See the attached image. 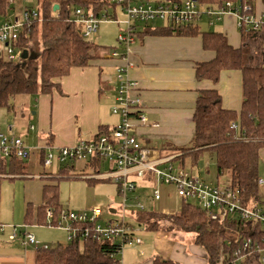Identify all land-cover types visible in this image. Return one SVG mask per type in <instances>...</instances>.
<instances>
[{
    "label": "crops",
    "instance_id": "0c3cea01",
    "mask_svg": "<svg viewBox=\"0 0 264 264\" xmlns=\"http://www.w3.org/2000/svg\"><path fill=\"white\" fill-rule=\"evenodd\" d=\"M109 1L111 10H104V15L117 20L119 11L124 13L122 6L116 0ZM200 7L206 8L203 5ZM254 16L262 23L260 34L264 45V4L260 0H255ZM215 17V22L212 17H208V20H204L205 25L200 27L203 21L201 18L196 24L199 34L191 37L151 35L146 32L161 27L162 24L150 23L148 29L142 24H136L135 39L128 51L123 46L112 50L102 47V59L95 60L84 68L71 69L69 74L59 81L60 91L32 95L33 110L29 109L28 118L24 112L29 102L26 97L30 95L16 98L21 102L18 105V119L15 118L10 127L31 153L22 170L25 174L11 173L9 160L4 164L0 159L5 169L4 172L0 171V226H3L0 231V264H36L37 251L42 246L50 248L60 244L54 234L47 233L40 227L49 226L46 217L45 224L37 223V209L43 203V188L54 184L47 174L57 172L43 168L41 148L45 145L70 146L78 140L91 139L100 129H110L118 124L119 117L111 111L119 87L117 70H123L124 75L135 81L138 86L142 113L146 118V124L137 125L134 130L139 144L154 151L155 158L174 156L177 163L187 169V165L189 168L196 165L190 157L181 159L180 153L169 149L191 144L194 132L192 114L199 91H217L221 106L225 110L238 112L242 103L241 71L224 70L216 82L195 79L196 64L210 61L214 57L213 51L203 49L200 33H220L233 48H239L243 44L238 19L233 13ZM97 33L91 37H96ZM114 52L117 53L116 56H113ZM75 169H81V166L76 165ZM85 171L92 173L93 169L89 167ZM205 172H208L207 169L200 170V173ZM258 175L264 176V149L259 153ZM3 180H8L11 184L2 185ZM216 180H219L217 176ZM29 206L32 207V212L27 216ZM11 226L16 228L19 239H9ZM23 233L31 234L38 246H23L20 242ZM135 236L139 238L138 234ZM178 237L177 240L176 237L171 238L173 240L163 237L169 241L163 238L155 239L152 247L148 243L143 244L140 238L139 244L126 246L122 250L118 255L119 262L152 264L153 257L159 255L179 264H207L205 251L193 243V237L189 243H185L181 236ZM65 238L67 239L66 235ZM247 259L243 264H264V260L258 257Z\"/></svg>",
    "mask_w": 264,
    "mask_h": 264
},
{
    "label": "trees",
    "instance_id": "16d2710c",
    "mask_svg": "<svg viewBox=\"0 0 264 264\" xmlns=\"http://www.w3.org/2000/svg\"><path fill=\"white\" fill-rule=\"evenodd\" d=\"M206 8L221 9L226 2L248 4L254 14L255 0H197ZM264 4V0H260ZM58 9L53 11V6ZM110 7L109 0H41L37 11L38 18L25 22L18 34L15 51L20 53L17 62H8L0 56V108L9 109L10 101L18 96L51 94L60 91L59 81L73 68H84L95 60L102 59V46L96 45L83 35L81 24L74 22L75 10L92 12L97 18ZM10 0H0V18L9 22L12 10ZM26 10V9H25ZM148 29L149 24H143ZM243 44L239 48L230 46L224 35L205 31L200 33L202 47L214 52V57L207 62L197 63L196 80L216 82L224 70H239L242 74V103L238 112L225 110L221 98L215 90L199 91L192 114L193 137L191 144L185 147H171L169 150L180 153V158L190 157L193 164L205 154L214 157L215 172L218 178L229 179L243 196V200H259L257 181L259 153L264 149V45L261 29L246 31L239 28ZM151 35H177L191 37L199 34L196 25L167 26L162 24ZM136 34V31L134 32ZM26 51L28 57L21 58ZM32 53L36 54L33 58ZM237 123L239 129H231V123ZM109 128L100 129L95 136L108 132ZM43 152L41 151V164ZM11 173L25 174V160L11 158ZM82 167V166H81ZM93 172L100 169L96 161L84 166ZM1 172L4 165L1 164ZM75 166L63 165L55 174H47L55 181L43 188V203L38 207L37 223L45 224V210H53L52 225L58 220L62 210L58 201V181L63 178L86 180L88 185L108 180H96L81 177ZM45 174V173H44ZM118 193L119 192V188ZM32 207L27 208V216ZM159 216L169 220L170 226L164 231L176 230L190 233L193 243L201 247L207 256V264H216L221 250L230 254L240 246L242 223L236 220L217 222L196 205L182 202L179 212L162 214L139 210L134 213L138 226L148 231H158ZM76 236L66 245L41 248L37 251L36 264H120L114 248L115 239L97 241L93 238L94 224L75 223ZM89 231L87 237L81 232ZM259 235V246L264 248V237ZM264 235V234H262ZM230 240L232 245H227ZM257 257V255L255 256ZM244 260H248L245 258ZM152 264H179L159 255L153 257Z\"/></svg>",
    "mask_w": 264,
    "mask_h": 264
},
{
    "label": "built area",
    "instance_id": "2783aa9c",
    "mask_svg": "<svg viewBox=\"0 0 264 264\" xmlns=\"http://www.w3.org/2000/svg\"><path fill=\"white\" fill-rule=\"evenodd\" d=\"M122 6L126 19L121 22L125 26L124 33L117 36L118 43L122 44L126 51L129 50L135 39V25L150 24L153 21H161L167 26H189L196 25L203 15L208 17L218 16L224 13H233L238 19L239 28L244 27L246 31L257 30L261 26V21L251 12L248 4H235L226 2L224 7L218 10L212 8L202 9L197 0H185L183 2H160L158 0H116ZM108 18L104 15L103 18ZM38 18V13L24 10L21 15L9 22L0 23V56L8 62H17L20 59L15 51V46L19 31L22 25L29 19ZM100 18L92 12L75 10L74 22L81 24L83 35L88 38L97 33ZM116 21V20H115ZM119 23V22H117ZM117 53L114 52L113 56ZM123 70H117V80L119 87L115 97V103L111 108L113 114L119 117V122L108 132L99 136H93L89 140H78L73 145L65 147H53L45 145L41 148L43 152L42 166L51 169L53 161L59 165L84 166L92 162H98L101 167L94 173H81V177L96 180H108L114 183L120 194L125 196L126 192H134L137 187L136 180L153 181L156 186L164 185L173 187L176 196L184 203L190 200L200 208L210 220L224 222L236 220L242 223L240 246L229 255L220 251L216 264H243L245 258L255 257L264 260V248L259 246V235L264 234V208H260V199L245 202L240 191L232 185L229 179L219 178L215 184L206 182L204 179L194 175L190 170L182 166L174 165L176 158L167 156L155 158L154 151L142 147L134 130L137 125L146 124V118L142 113V102L138 96V86L133 80H129ZM125 76V77H124ZM231 129H239L237 123L230 125ZM30 149L27 148L22 139L12 132L11 127L5 133L0 132V159L5 164L11 158L26 160L30 156ZM110 161L108 171L102 172L104 161ZM163 166L162 169L159 167ZM1 169V163H0ZM0 176H2L0 174ZM258 187H264V180L258 179ZM260 198V197H259ZM152 199H161L160 191L157 187L152 193ZM139 210L144 207L137 202ZM53 210H45L46 223L51 226ZM102 220V211L99 207L91 209V215L85 213L61 210L55 227H59L67 232L68 242L75 238V223H93V238L97 241L104 239H115L114 246L119 255L126 246L139 244L140 238L135 236L139 229L120 221ZM12 227L10 240L19 239L16 228ZM3 226H0V231ZM82 236L89 235L88 230L81 232ZM260 237H264V235ZM256 235V236H255ZM23 246H38V242L31 234L20 237ZM227 245H232L228 240ZM41 248L46 249L47 246ZM256 257V258H257Z\"/></svg>",
    "mask_w": 264,
    "mask_h": 264
},
{
    "label": "rangeland",
    "instance_id": "374dc122",
    "mask_svg": "<svg viewBox=\"0 0 264 264\" xmlns=\"http://www.w3.org/2000/svg\"><path fill=\"white\" fill-rule=\"evenodd\" d=\"M40 1L41 0H13V8L11 10L10 17L14 18L21 15L25 9L37 12L39 9ZM107 10H111V7H108ZM103 16L104 11L99 19L100 23L98 25L97 36L88 37L87 39L96 45L106 48V50H112V48L115 47L121 48L122 44L118 43L116 38L119 34L124 33L125 26L119 23L117 24V22H122L126 19L125 13L119 11L117 20L109 17L103 18ZM201 18L203 19V21L200 27L205 25L204 20L207 19L208 16L203 15ZM215 19L216 17L212 16L213 22H215ZM1 21H3L2 18H0V22ZM151 23L155 25L163 24L161 21H153ZM136 24L141 25L139 23ZM19 54L20 53H18V55ZM16 98L17 97L10 101L9 109L0 108L1 133H5L6 128L14 124L15 118L18 119V105L21 102L20 99ZM28 98L29 102L26 105V110L24 112L26 118L30 116L29 109L33 110L34 97L27 96L26 99ZM26 161H28V159ZM173 163L175 166L179 165L176 160ZM110 164L111 163L109 160L104 161L102 172L108 171ZM60 167L61 165L53 161V166L50 170L52 172H54L55 170L58 172ZM187 167L194 175L200 176V178L204 179L206 182L213 184L216 183L217 180L215 173V161L212 154L205 153L198 160L195 166L189 168L190 166L187 165ZM159 168L162 169L163 166H160ZM206 169L208 171L207 173H200V170L204 171ZM259 178L261 180H264V176L260 175ZM136 183V190L134 192H126L125 196H123L122 194L118 193V189L116 190V185L111 181H101L95 183L94 185H88L87 181L83 179L71 177L63 178L58 181V201L61 205L62 210H69L76 213H85L87 216L91 215L92 208L99 207L102 211V220L100 222L106 220L120 221L123 219L126 223L132 225L134 228L139 229L136 234H138L139 238H141L143 244L148 243V245L150 244L149 246L151 247L153 240L163 238L164 236H166L169 240L174 237H176L177 240L179 238L178 236H181L182 240L185 243H189L192 240V234L190 233H180L176 230L164 231L170 226V222L163 216H159L160 219L158 223V231H148L144 227L137 225L134 219V213L139 211L136 205L137 202L140 203L144 207V210L147 212L174 214L179 212L182 201L176 196L173 187L164 185L156 186L155 182L153 181H143L139 179L136 180ZM1 184L10 185L11 182H9L8 180H3ZM156 187L161 194V199L159 201H154L152 199V193L156 189ZM259 197V207L264 208V187L261 188ZM186 203L195 206V202L192 200ZM40 227L43 228L47 233L54 234L55 237L58 238L60 244L65 245L67 243V239L65 238V235L67 237V232L63 229L47 225H41ZM168 239L165 238L164 240L166 241Z\"/></svg>",
    "mask_w": 264,
    "mask_h": 264
},
{
    "label": "water",
    "instance_id": "95a60500",
    "mask_svg": "<svg viewBox=\"0 0 264 264\" xmlns=\"http://www.w3.org/2000/svg\"><path fill=\"white\" fill-rule=\"evenodd\" d=\"M57 9H58V6L57 5H54L53 6V11H56ZM27 57H28L27 52L26 51L22 52L21 58L22 59H26ZM31 57L35 58L36 57V54L32 53V56Z\"/></svg>",
    "mask_w": 264,
    "mask_h": 264
}]
</instances>
